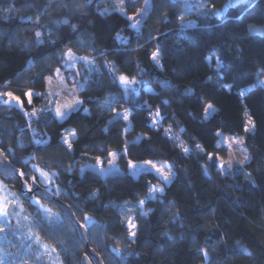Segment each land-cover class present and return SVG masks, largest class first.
I'll use <instances>...</instances> for the list:
<instances>
[{"label": "trees", "instance_id": "trees-1", "mask_svg": "<svg viewBox=\"0 0 264 264\" xmlns=\"http://www.w3.org/2000/svg\"><path fill=\"white\" fill-rule=\"evenodd\" d=\"M147 1L0 0V92L37 113L0 103V147L25 173L6 180L21 191L22 180L38 177L32 164L42 167L77 218L93 220L90 246L105 264H264V32L249 27L264 25V0L222 13L229 0H150L136 29L127 14ZM68 50L95 57L97 68L67 69L83 82L82 104L59 120L46 89ZM122 75L136 81L127 93ZM33 90L41 95L30 104L24 93ZM209 102L216 109L207 117ZM221 132L245 134L250 154L226 172ZM113 152L122 172L89 166ZM145 159L176 172L156 198L147 194L164 185L158 175L128 171ZM73 240L63 245L65 264H81L88 252L79 231Z\"/></svg>", "mask_w": 264, "mask_h": 264}, {"label": "rangeland", "instance_id": "rangeland-1", "mask_svg": "<svg viewBox=\"0 0 264 264\" xmlns=\"http://www.w3.org/2000/svg\"><path fill=\"white\" fill-rule=\"evenodd\" d=\"M228 4L229 3L226 4V7L220 13L226 10ZM150 6L151 1L149 0L144 6L139 8V11L137 13L147 8V11L145 12L142 18L136 16L137 13H128L127 16H136V18L139 19L141 23L146 17V15L149 13ZM140 23L137 24L134 28L138 29ZM70 51L77 59L75 61L66 60L65 67L63 69H59L60 75H57L56 73L54 77H52L51 83H49L46 89V97L49 98V101H51V103H55L53 106V112L56 108H61L63 110V106L65 104H75L76 101H80L81 103H79L78 108L82 104V100L79 97V87L82 86L83 82L80 81L79 83V81H76L74 75L72 73H69L67 69H75L79 63H82L85 67H88L90 70H94L95 68H97V61L95 57L83 56L74 53L72 50ZM68 52L69 50L66 53ZM65 57L67 56L65 55ZM88 61H94V63L90 64L88 63ZM71 64H74V67H69V65ZM61 77L64 78L63 81L61 80ZM147 89L151 90V87L147 86ZM29 92H32L34 94H41V92L36 90ZM0 93H12L14 96L19 97V95L12 91H1ZM34 96L36 95H33L32 102L30 104L33 103ZM5 101H7L6 103H9L11 105H17L18 107H20L25 113L28 114L29 118H33L37 115L36 108L27 112V109L23 103L12 100L11 97L7 95L0 96V103ZM215 109V106L211 102L207 103L208 111H206L205 116L209 117V115ZM125 114H127L126 120H128L129 126H131V121L129 119V110H121L117 113V116L124 117ZM57 118L59 120H64L67 117L61 119L59 116H57ZM249 129L250 126L247 127L246 130ZM73 130V128L72 130H67V134L65 136L66 140H69L73 136ZM219 137L220 138L218 141V145L223 150L222 153L219 155V164L223 163L225 164V166L228 162H232L233 165L241 164L237 163V161H243L242 164H244V162L250 159L249 150L244 143L246 137L245 134H243L242 136H234L221 132V134H219ZM35 141L37 143L41 142L39 139H35ZM113 153L115 154V156H112V159L107 163H104L102 160L99 159L98 161L89 164V166L97 169L101 172V174L104 175H111L113 173L122 172V169L120 168L119 164H117V153ZM146 161H151L152 164L156 165L157 168H162L164 173L170 172V179L167 181L164 180L162 178V175L158 173L156 169L152 167V165L145 163ZM129 163L132 165H136L135 168L129 166L128 171L130 174L138 176L142 172L152 171L153 173L158 175L159 178L163 181L164 185H153L150 188L147 194L150 198H156L158 197V194L163 193L165 190V186L169 185V183L173 180L176 174L170 164L158 160L155 161L152 159H145L143 161H130ZM32 166L36 170L40 169L46 172L37 163H33ZM222 170L226 172L229 169L225 167V169ZM37 173L38 181L40 182L39 171H37ZM49 177L51 182L47 185V187H51L56 190L57 187L54 185L53 178L50 174ZM0 184L5 186L4 189L0 191V196H7L8 200H18L19 202L18 205L10 204L15 206V215L8 217L7 223H2L4 218L2 215H0V226H2L4 229L3 231H0V261H2V264H65L63 254L65 248L63 245L65 244V241H69L73 245L75 239L71 242V238L76 235V232H78L76 225L73 221H71L68 214L61 208H58V206L54 202L44 198L39 194L34 196L33 199H39L40 203L44 207H38V205L34 203L33 200H29L25 197L24 193L27 192L26 188L23 187L21 191L18 190L16 186L11 185L6 179H3L1 175ZM153 189H155L156 191H153ZM8 193H14L15 196L8 195ZM144 203L145 200H143V204L140 203L141 207L143 208ZM45 208L50 209L51 211L46 214L44 211ZM129 221H131L137 226V221L135 218L131 217ZM85 224H87L86 228L89 233H91L92 231L90 227L93 226V220L88 219L85 221ZM128 227L130 229V233L136 232V227L132 228L129 223ZM29 229H31V234L29 233ZM11 230H14L13 236L8 234L9 232H11ZM37 236L39 237V243L36 240ZM13 239H15L16 243L13 241ZM43 245H48V249L45 250ZM53 248L55 249V251H51V249ZM76 259L77 258L75 257V260Z\"/></svg>", "mask_w": 264, "mask_h": 264}, {"label": "snow or ice", "instance_id": "snow-or-ice-1", "mask_svg": "<svg viewBox=\"0 0 264 264\" xmlns=\"http://www.w3.org/2000/svg\"><path fill=\"white\" fill-rule=\"evenodd\" d=\"M89 2H91V0H89ZM119 2H120V4H123V0H119ZM188 7H191V5H188ZM120 11L123 13V11H124L123 8H120ZM146 11H147V8H145L144 10H141V12L137 13L136 16H139V17L142 18ZM136 16L128 17V19L133 21V23L131 25L132 27H135L137 24L140 23V20L137 19ZM180 19L182 20L183 17H180ZM64 23H67V21L65 20ZM73 30H75V26H73ZM40 36H41V33L40 32H36V37L39 38ZM38 42H40V41L38 40ZM65 55L67 56V60H69V61H75L77 59L76 57H74V55L71 53L70 50ZM81 59H83V58H81ZM152 59L157 61V63H158V53L153 52L152 53ZM88 63L91 64V63H94V61H88ZM69 67H74V64L69 65ZM113 71H114V69H113ZM56 73H57V75H60V70L57 69ZM51 79H52L51 77L48 78V82L49 83H51ZM63 79L64 78L61 77L62 81H63ZM119 81L121 82L122 85L125 86L126 93H127V86L136 83L135 79H131L130 80L126 76H123V75L119 77ZM226 87H230V86H226ZM133 91H135V90L133 89ZM4 95H7V96L11 97L12 100H15L17 102H21L20 98L17 97V96H14L12 93H0V96H4ZM24 95L27 97L28 102L31 103L33 95H41V94L40 93H35L34 94L32 92H25ZM241 95H243V93H241ZM5 102H7V101H5ZM79 103H81V102L80 101H76L75 104H65L63 106V110L61 108H56V109H54V112L61 119H64L71 112L77 110ZM206 111H208V110L206 109ZM33 114H35V113H33ZM159 115H160L159 112H157L156 116H159ZM124 118L125 119L127 118V114H125ZM249 123L250 124L252 123L251 119H249ZM72 135H75V131L74 130L72 132ZM71 147H72V145H71V143H69V148H71ZM181 147L183 148L185 153L190 151V149H188L187 147H184L183 145H181ZM196 147L200 148L201 150H203L201 145H197ZM112 155H113V157L115 156L114 153ZM210 159H211V157H210ZM145 163L152 165V167L155 168L156 171L162 175V178L164 180L167 181V180L170 179V175H171L170 172L169 173H164L162 168H157L156 165L152 164L151 161H146ZM237 163H241L242 164L243 161H237ZM129 166L133 167V168L136 167V165H132V164H130ZM220 167H221V169H225V167L227 169H231L233 167V164H232V162H228L227 165L225 166V164L221 163ZM37 171H39L40 184H43L45 186V191L44 192H42V193L39 192V185L37 184L38 177H36V176H31L30 177V179L32 181L31 184H29L27 180H22V184H23L24 188L27 189V192L29 193L27 198L29 200H33V202L36 203L38 205V207L43 208L44 206L40 203L39 199H33L34 196H36L37 194H41V195H46L48 197H51L53 195H59L60 193H59L58 189L54 190L51 187H47V185L51 182L48 173H46V172H44V171H42L40 169H37ZM14 174H16V170L14 168H11V167L7 166V165H5L4 168H3V171L0 172V175L9 176V177L14 175ZM18 175H19V177H24L25 173L21 171V172L18 173ZM4 187L5 186L0 184V191H2L4 189ZM153 191H156V190L153 189ZM161 191H162V189H161ZM8 195L15 196L14 193H8ZM18 203H19L18 200L10 201V200H8L7 196H0V215H2L3 218H4L2 223H7L8 222V217H10L12 215H15V207H13L11 209V211H10L9 205L10 204L18 205ZM140 203L143 204V201H140ZM44 211L47 214L51 210L45 208ZM88 219H89L88 217H85V220H88ZM128 223L131 225L132 228L136 227V225L134 223H132L131 221H129ZM84 226L87 227V224H85ZM3 230H4L3 227L0 226V231H3ZM29 233L31 234V229H29ZM130 234L133 237H135V235H136L135 232H131ZM36 240L39 243V237L38 236L36 237ZM43 247L45 248V250H47L49 246L48 245H43ZM51 251H55V249L53 248V249H51ZM0 264H2V261H0ZM90 264H91V262H90Z\"/></svg>", "mask_w": 264, "mask_h": 264}, {"label": "water", "instance_id": "water-1", "mask_svg": "<svg viewBox=\"0 0 264 264\" xmlns=\"http://www.w3.org/2000/svg\"><path fill=\"white\" fill-rule=\"evenodd\" d=\"M248 0H229V5L231 7H237L239 4H242L244 2H246ZM250 27V31L252 34H262L264 32V25L262 24H257V23H250L249 24ZM7 165L11 168H14L16 170V174L12 175V176H4L1 175L3 179H10L11 177L18 175L19 172H21V169L18 167V165L16 163H13V161L9 158V156L7 155L6 151L4 149H2L0 147V172L3 171L4 166ZM37 184L39 185V192H44L45 191V186H43L42 184H40V182L37 180ZM26 197L29 195L28 192H25ZM41 195V194H39ZM44 198L48 199V200H54L55 202L58 203V205L62 208V210H64L68 216L70 217L71 221H74L77 229L79 231L80 237L83 240V242H86L88 245V252L84 254V256L82 257L81 260V264H105L102 261V257L100 255L99 252H97L96 250H94L91 246H90V233L87 230V228L84 226L85 224L82 223L76 216L75 211L72 209V207L70 206L69 203H67L65 200L61 199L58 195H53L51 197H48L46 195H41ZM15 207L14 205H10L9 209L11 211V209Z\"/></svg>", "mask_w": 264, "mask_h": 264}]
</instances>
